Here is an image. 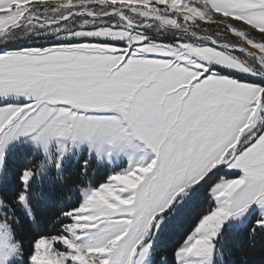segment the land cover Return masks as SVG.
Masks as SVG:
<instances>
[{"label":"snow or ice","instance_id":"snow-or-ice-1","mask_svg":"<svg viewBox=\"0 0 264 264\" xmlns=\"http://www.w3.org/2000/svg\"><path fill=\"white\" fill-rule=\"evenodd\" d=\"M0 264H264V0H0Z\"/></svg>","mask_w":264,"mask_h":264},{"label":"trees","instance_id":"trees-1","mask_svg":"<svg viewBox=\"0 0 264 264\" xmlns=\"http://www.w3.org/2000/svg\"><path fill=\"white\" fill-rule=\"evenodd\" d=\"M257 259H258V257H257Z\"/></svg>","mask_w":264,"mask_h":264}]
</instances>
